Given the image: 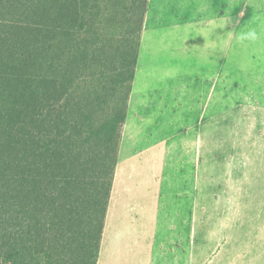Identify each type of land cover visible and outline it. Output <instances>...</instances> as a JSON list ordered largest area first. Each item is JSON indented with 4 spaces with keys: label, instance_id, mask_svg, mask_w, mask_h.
<instances>
[{
    "label": "trees",
    "instance_id": "1",
    "mask_svg": "<svg viewBox=\"0 0 264 264\" xmlns=\"http://www.w3.org/2000/svg\"><path fill=\"white\" fill-rule=\"evenodd\" d=\"M148 3L0 0V264H97Z\"/></svg>",
    "mask_w": 264,
    "mask_h": 264
},
{
    "label": "rangeland",
    "instance_id": "2",
    "mask_svg": "<svg viewBox=\"0 0 264 264\" xmlns=\"http://www.w3.org/2000/svg\"><path fill=\"white\" fill-rule=\"evenodd\" d=\"M206 3H213V9H218L222 36L227 35L226 24L230 34L233 21L235 35L255 29L261 38L255 44L241 45L236 43L234 35L227 48V36L220 37V79L207 111L208 115L217 111V122L208 125L204 122L203 186L196 206L190 204V199L186 205L187 212L196 209V214H106L97 264H122L115 262L118 255L115 242L121 233L134 238V254L141 260H146L145 256L170 258L164 262H153L152 258L150 262L128 264H264V0H150L149 15L161 16L164 22L193 25L197 22L195 18L205 13L201 7ZM93 11L96 12V8ZM121 22L119 12L103 20L101 41L106 47L121 49L126 43V28ZM194 28L192 41L196 34ZM166 38L169 44L166 55L165 52L150 55L148 66L161 67L164 63L170 66L169 74L162 77L167 90L178 88L182 69L183 77L192 81L191 89L198 90L201 83L197 74L206 69V62L202 64L195 49L186 50L172 35ZM226 51L228 56L222 58ZM104 56L105 62L111 59ZM212 66L214 68V62ZM110 70L106 68L107 72ZM189 72L193 75L189 76ZM84 74L80 72L79 76ZM210 83L203 81L206 90L201 93L203 100ZM105 95L108 96L106 102H110L109 88ZM167 103L172 106L173 98ZM167 109L170 116L165 118L170 121L165 123V130L156 135L160 140L154 143V148L163 150L162 155L154 157L159 162L158 180L165 178L163 174L169 177L171 173L170 168L163 167V160L176 157L184 161L179 165L187 164L184 165L186 178L192 181L194 170L189 163L194 137L185 133L170 140L177 125L174 112L181 108ZM105 117L106 107L99 110L97 122L102 124ZM100 127L102 130V125ZM130 138L129 135L123 145L126 153L121 157L123 160L133 156L127 153L132 150ZM144 145L146 143L141 141L135 148ZM177 146L182 148L179 155L173 150ZM150 148L152 145L146 149ZM177 159L172 162L176 164ZM116 217H120L119 221Z\"/></svg>",
    "mask_w": 264,
    "mask_h": 264
},
{
    "label": "crops",
    "instance_id": "3",
    "mask_svg": "<svg viewBox=\"0 0 264 264\" xmlns=\"http://www.w3.org/2000/svg\"><path fill=\"white\" fill-rule=\"evenodd\" d=\"M231 6H233V3ZM149 8L150 0L141 31L137 65L128 100L126 118L122 128L118 160L109 198L110 205L108 203L106 214H117L118 216L123 214H196V209L187 212L186 205L188 199H190V204L195 203L196 206V198L201 193L203 186L202 140L203 132L206 128H204V122L207 125L217 122V111H212L209 115L207 111L213 94H216L220 79L219 44L222 35L220 34L218 9H213V3L203 4L201 11L205 13L198 15L195 18L197 22L191 25V23L188 24L187 22H164L160 20L161 16L152 18L149 15ZM233 23L232 21L230 34L229 25L226 24L227 35L222 36V38L227 36V48H229L231 41L234 40L235 29ZM193 28L196 33L194 41L191 39ZM170 35L177 39L181 44L180 46H183L186 50L189 48L195 49L202 64L204 61L206 62V69L199 70L197 74L201 83L198 90L191 89L192 81L183 77L182 70L184 69L179 72L178 88L167 90L163 86L162 77L169 74L170 66L165 65L166 63L161 67L148 66L147 60L150 55L167 51L169 44L166 37ZM227 52L222 53V58L226 54L228 56ZM213 62L215 64L214 68L212 66ZM187 74L191 76L193 72ZM156 79L159 80V84L155 81ZM204 80L205 83H208V81L211 83L203 100L201 93L206 91L203 87ZM188 82L190 83L188 84ZM171 98H173L174 103L169 106L167 102ZM216 105L217 102L215 103ZM168 107L181 108L180 111L174 112V115L176 113L175 121L177 125L170 140H176L185 133L190 134L191 138L194 137V147L191 149L192 159L189 163L194 170L192 181H188L186 178V172L184 171L186 166L184 167V165L187 164L179 165L184 161L178 160L176 157L168 161L163 160V167L170 168L169 171L171 173L168 174L170 175L169 177L167 174H163L165 178L158 180L159 176L156 170L159 162L154 160V157L155 155H162L163 150L162 148H154V143L160 140L156 135L165 130V123L170 121L165 118L170 116L168 115L170 112L167 109ZM162 119L164 120L162 121ZM129 135L131 137L130 141H132V150H128L127 153L131 152L129 155L133 156L123 160L122 158L126 154L125 150L123 151V145H125L124 143L128 140ZM148 140L150 141L149 143H147ZM179 140L177 142L178 145L180 144ZM141 141H144L146 145L141 148H135ZM151 145L152 148L146 149ZM173 150L175 155H179L182 148L177 146ZM176 159L177 163L174 164L172 161ZM144 172L147 173L145 174ZM119 218L116 217V220L119 221ZM133 239V237L129 238L124 233L117 237L115 249L118 255L115 262L128 264L150 262L152 258L153 262H164L170 259L160 255L157 257L145 256L146 260H141L140 256L134 254Z\"/></svg>",
    "mask_w": 264,
    "mask_h": 264
},
{
    "label": "clouds",
    "instance_id": "4",
    "mask_svg": "<svg viewBox=\"0 0 264 264\" xmlns=\"http://www.w3.org/2000/svg\"><path fill=\"white\" fill-rule=\"evenodd\" d=\"M260 38V34H258L255 29L242 31L241 33L235 35L236 43L241 45H244L246 42L250 44H255L260 40Z\"/></svg>",
    "mask_w": 264,
    "mask_h": 264
}]
</instances>
